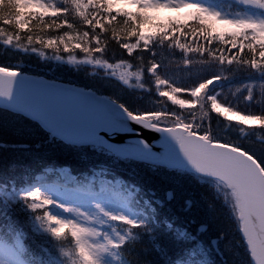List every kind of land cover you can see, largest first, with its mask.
<instances>
[{
    "label": "snow or ice",
    "instance_id": "1",
    "mask_svg": "<svg viewBox=\"0 0 264 264\" xmlns=\"http://www.w3.org/2000/svg\"><path fill=\"white\" fill-rule=\"evenodd\" d=\"M162 12L186 14L164 20ZM113 42L123 49L120 63L108 55ZM0 47L77 71L99 70L91 79L100 71L111 79L117 69H129L117 84L133 95L139 89L142 97L131 105L88 85L58 82L43 73L30 76L18 64L0 63V126L16 137L0 140V154H12L11 172H0V264H218L208 257L222 251L221 240L233 251V264H264V113L234 108L233 102L253 104L247 82L246 94L237 89L231 102L222 103L217 92L225 72L248 69L262 82L259 103L264 105V0H0ZM166 50H179L185 67L194 61L203 66L192 78L194 86L183 87L158 71L163 67L158 56ZM214 64L218 71H210ZM234 64L238 68H231ZM182 92L189 98H178ZM156 97L181 111L143 104ZM198 105L202 116L193 111ZM210 113L229 122L236 118L248 129L221 122L222 136L206 124ZM133 125L160 137L142 138ZM38 133L40 140L31 138ZM119 134L137 139L121 143ZM46 149L83 151L86 160L91 153V177L80 179L62 166L53 182L38 178L17 187L34 167L47 163ZM138 162L149 173H162L161 179L178 182L191 174L202 181L212 194L209 207L219 203L226 210L234 235L222 230L204 240L206 221L197 224L191 216L192 197L178 196L174 187L162 195L157 188H142L135 180ZM122 166L133 176L130 183L114 175ZM97 175L105 177L99 188ZM37 235L52 248L40 247L33 239ZM145 239L150 247L137 251Z\"/></svg>",
    "mask_w": 264,
    "mask_h": 264
},
{
    "label": "trees",
    "instance_id": "2",
    "mask_svg": "<svg viewBox=\"0 0 264 264\" xmlns=\"http://www.w3.org/2000/svg\"><path fill=\"white\" fill-rule=\"evenodd\" d=\"M134 11V9H133ZM168 15L165 16L164 20L167 19H174L177 16L185 15L186 13H181L178 15H172L171 12H167ZM37 47H39L37 45ZM112 49H116L115 55H113ZM112 49H110L108 55L111 57V61L114 63H120L121 60L119 58V53L123 52V49H118L115 43L112 44ZM46 56H50L51 53L49 50H44ZM65 57L67 54L61 53ZM76 55L78 58H82L83 54L77 51ZM147 55V53H145ZM193 56L195 54H189ZM100 57V54H97ZM181 53L179 50H175L173 52H162L159 54L158 59L163 65L162 68L158 69L159 72L162 74H166L169 79L177 81L181 86L186 88H191L194 86L192 84V78H194L197 70L201 69V66L198 62L194 61L192 64L185 67L180 59ZM102 58V57H100ZM124 59L128 62H132V58L125 55ZM0 63L5 64H18L21 68H24L29 75L33 73H43L47 77L55 78L58 82L59 81H71L73 84L76 85H88L89 89H95L97 93L111 96L115 98V96H120L122 99H125L131 105H138L142 97L140 95V90L137 89L135 95L131 94V90L125 91L124 89L120 88L117 84L118 78L113 77L108 79L109 81H113L116 85L111 88L104 84L105 72L100 71L99 76L96 79H91L90 76L99 70H95L92 68H88V71L75 70L74 66L67 65L66 63L57 62L51 59L44 60L40 58L37 54L29 53L24 54L20 52L13 51L11 49L5 51L3 47H0ZM85 66H81L83 69ZM218 65H213L210 71H218ZM224 68H228L229 66L225 65ZM231 68L235 69L238 68L237 65H232ZM188 69H191L192 76H189ZM126 72L129 69H117L116 71ZM133 71H139L138 68L135 66L132 69ZM203 75L204 73H200ZM107 75V74H106ZM224 75L227 79L221 80L217 82L222 87L217 88V92L221 98V102L224 103L226 101H232V94L236 92L237 89H240L242 94H246L244 91V84L247 82L253 88V95H254V102L249 107L246 106L244 102H239L238 104L233 102L234 108H238L241 114H262L264 113V105L259 103L260 99V84L262 83L258 76L255 73H252L248 69H241L236 73L232 72H225ZM146 79V77H145ZM122 83V82H121ZM149 85L146 83L145 88H148ZM154 88V85L152 86ZM180 98L188 99L189 96L187 92H182L179 94ZM152 101L147 102L148 99H143V104L148 107H156L157 109L162 107H174L175 110L181 111L179 106H172L170 102L165 103L166 98H151ZM210 108V103H209ZM197 116L204 115L203 112L200 111L199 105L196 109H194ZM208 111V109H205ZM0 112H3L0 109ZM4 115L7 116V113L4 112ZM210 119L206 118V124H209L212 129L218 132L220 135L223 136V131L220 128L221 122L224 125L231 123L234 127H243L246 130L248 129L247 125L240 126L237 123V119L233 118L231 122L224 120V117L220 116L217 113H210ZM258 128V126H256ZM235 133L232 134L234 136ZM232 136H226L225 139H231ZM27 138V137H26ZM35 140H40L42 138V134L38 133L34 137H31ZM16 139L12 135L11 128L0 126V140H12ZM88 159H82L85 156V152H81L79 155L72 153L70 154L66 149L63 151L55 150V149H46L44 153V161L47 163L43 167H34L31 173L27 176L23 177V180L17 184V187H25L28 183H32L36 181L38 178H43L48 176V178H57L55 169L60 168L62 166H67L71 169V174L77 176L80 179H87L90 178L92 173L91 169L93 165L91 164V160L95 159V157L91 156V153H88ZM12 161V154H0V172H11L10 164ZM43 163V162H40ZM140 168L137 169L139 175L135 177L136 183H138L142 188L146 189L148 187H154L159 190L158 194L163 193V189L166 187H174L177 190L178 196H190L194 202V210L191 213L192 217H195L197 224L200 221H206L207 227L203 239H215V236L220 231H226L230 237L234 235V226L232 225L228 214L225 209L221 207L219 203L215 204V207L210 208L209 205L212 202V194L209 187L205 186L202 181L198 180L191 174H184L179 181L175 177H164L161 179L162 173L153 174L148 172V168L141 162ZM45 168L50 169V171L46 172ZM17 172H20L21 169H17ZM101 171L99 167L96 168V173L98 174ZM114 175L116 178L121 179L124 183H130L133 180V176L130 171L125 167H120L115 170ZM113 173L109 172L107 178H112ZM99 175H97V188L99 187ZM126 177V180H125ZM151 177V179H149ZM103 177L102 179H104ZM19 179V178H18ZM147 181V182H146ZM196 225H192V230H195ZM140 231V230H134ZM33 239L40 247H48L52 248V245L49 244L48 240L40 237V236H33ZM31 242V241H30ZM145 247H150L148 245L147 240L145 239L143 245H137V251L143 250ZM219 248L222 250L220 252H216L213 256L208 257V259H216L218 264H233L234 254L233 251L229 249L228 242L221 240L219 244ZM54 254L58 255V249H52ZM153 257H149L152 259Z\"/></svg>",
    "mask_w": 264,
    "mask_h": 264
},
{
    "label": "water",
    "instance_id": "3",
    "mask_svg": "<svg viewBox=\"0 0 264 264\" xmlns=\"http://www.w3.org/2000/svg\"><path fill=\"white\" fill-rule=\"evenodd\" d=\"M132 127L136 129V132L139 133V136L142 137V138H145V139H147V138H156L158 140L159 137H160L159 133L151 132V131H148V130H141V129L138 128V126H135V125H133ZM119 135L124 136V140L123 141L120 140L121 143H126L128 141H132V140L137 139V135H135V134H119ZM112 139H113V141H117V140H119V136L114 137ZM147 142L152 143V144H156L155 140H148ZM136 143H138V142H136ZM130 150L136 151L137 149L132 147ZM206 229H207V226H206Z\"/></svg>",
    "mask_w": 264,
    "mask_h": 264
},
{
    "label": "rangeland",
    "instance_id": "4",
    "mask_svg": "<svg viewBox=\"0 0 264 264\" xmlns=\"http://www.w3.org/2000/svg\"><path fill=\"white\" fill-rule=\"evenodd\" d=\"M171 14L172 15H178V14H181V13H172L171 12ZM166 15H168V13L167 12H162L161 13V18L162 19H165V16ZM120 74H121V70L120 71H116V78H119V76H120ZM104 77H106V74H105V76ZM104 84L106 85V86H109V87H111V88H113L115 85H116V83H114L113 81H109L108 79H104ZM178 98H180V97H178ZM150 101H152V99L151 98H149L148 100H147V102H150ZM49 171H50V169H48ZM48 172V171H47ZM103 177H99V180H98V182L100 181V179H102ZM39 179H44L45 181H47V182H53V181H55L57 178H48V176H45V177H43V178H39ZM37 181V180H36ZM36 181H33L32 183H35ZM99 188V187H98ZM204 234H206V233H204Z\"/></svg>",
    "mask_w": 264,
    "mask_h": 264
}]
</instances>
